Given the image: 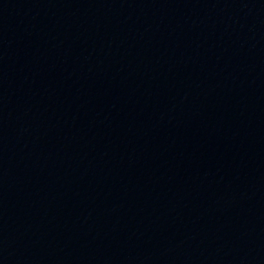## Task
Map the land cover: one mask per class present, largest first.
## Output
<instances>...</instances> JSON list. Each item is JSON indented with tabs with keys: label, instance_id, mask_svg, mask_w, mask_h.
Wrapping results in <instances>:
<instances>
[{
	"label": "water",
	"instance_id": "obj_1",
	"mask_svg": "<svg viewBox=\"0 0 264 264\" xmlns=\"http://www.w3.org/2000/svg\"><path fill=\"white\" fill-rule=\"evenodd\" d=\"M0 264H264V0H0Z\"/></svg>",
	"mask_w": 264,
	"mask_h": 264
}]
</instances>
